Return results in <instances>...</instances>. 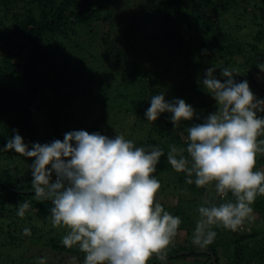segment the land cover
<instances>
[{
	"label": "trees",
	"instance_id": "trees-1",
	"mask_svg": "<svg viewBox=\"0 0 264 264\" xmlns=\"http://www.w3.org/2000/svg\"><path fill=\"white\" fill-rule=\"evenodd\" d=\"M0 36V264H84L78 246L62 244L67 229L53 225L51 202L34 196L32 158L2 150L14 129L29 147L85 129L164 151L154 173L157 200L182 223L165 250L170 259L154 254L148 264H213L199 251L212 252L217 264H264V196L244 230L213 226L214 242L198 247L199 207L235 198L186 183L166 159L171 145L186 147L188 127L217 110L202 83L204 65L222 82L221 69L238 73L235 80H247L264 100L257 67L264 63V0H0ZM160 93L168 102L183 99L196 116L176 128L167 112L147 121L151 97ZM39 113L48 123L45 137ZM255 170L264 171V154ZM24 201L30 208L21 217Z\"/></svg>",
	"mask_w": 264,
	"mask_h": 264
},
{
	"label": "clouds",
	"instance_id": "clouds-1",
	"mask_svg": "<svg viewBox=\"0 0 264 264\" xmlns=\"http://www.w3.org/2000/svg\"><path fill=\"white\" fill-rule=\"evenodd\" d=\"M257 67L264 72V63ZM214 72L208 68L202 83L217 110L187 128L186 147L171 145L166 155L176 172L186 174V183L213 185L221 198L229 193L235 198L199 207L193 244L201 248L214 242L213 226L244 230L255 219L252 205L264 196V171L255 170L257 154H264V139H258L264 136V116L258 115L264 113V100L247 80H235L238 73L221 69L222 82ZM165 112L174 128L196 116L183 99L168 102L163 93L152 96L147 121L155 122ZM2 150L32 158L34 196L51 202L53 225L67 229L62 244L78 246L84 264H148L154 254L165 258L182 220L157 200L161 183L154 173L165 156L159 147L146 150L122 134L110 138L84 130L29 147L14 129ZM29 208L28 201L20 203L17 215L23 217Z\"/></svg>",
	"mask_w": 264,
	"mask_h": 264
},
{
	"label": "rangeland",
	"instance_id": "rangeland-1",
	"mask_svg": "<svg viewBox=\"0 0 264 264\" xmlns=\"http://www.w3.org/2000/svg\"><path fill=\"white\" fill-rule=\"evenodd\" d=\"M130 12V10L128 11V13ZM252 12V11H251ZM123 25V24H122ZM121 28H123V27H121ZM124 30L126 29V27L125 28H123ZM0 38H3L2 36H0ZM0 45H1V42H0ZM204 61H205V59H204ZM200 63V62H199ZM208 68H213L211 65H204L203 66V70H207ZM14 78L16 79V80H19V78H20V76H19V74L18 73H16V74H14ZM37 118H38V120H39V134L42 136V137H45V134L46 133H49V131H48V127L46 126L48 123H47V121H46V119H45V116H43L42 114H38L37 115ZM84 123V122H83ZM84 131H86L85 129H83ZM49 139V138H48ZM258 215V213H256V216Z\"/></svg>",
	"mask_w": 264,
	"mask_h": 264
},
{
	"label": "water",
	"instance_id": "water-1",
	"mask_svg": "<svg viewBox=\"0 0 264 264\" xmlns=\"http://www.w3.org/2000/svg\"><path fill=\"white\" fill-rule=\"evenodd\" d=\"M198 253H199V254H203V253H205V254L210 255V256L212 257V262H213V264H217L216 257H215V255H214L212 252H209V251H199ZM168 259H170V258L165 257V258L162 259V260L165 261V260H168Z\"/></svg>",
	"mask_w": 264,
	"mask_h": 264
},
{
	"label": "built area",
	"instance_id": "built-area-1",
	"mask_svg": "<svg viewBox=\"0 0 264 264\" xmlns=\"http://www.w3.org/2000/svg\"><path fill=\"white\" fill-rule=\"evenodd\" d=\"M35 110H33V112H34Z\"/></svg>",
	"mask_w": 264,
	"mask_h": 264
}]
</instances>
